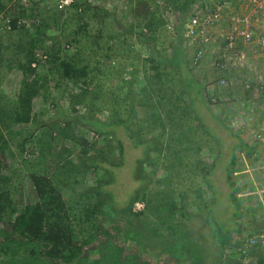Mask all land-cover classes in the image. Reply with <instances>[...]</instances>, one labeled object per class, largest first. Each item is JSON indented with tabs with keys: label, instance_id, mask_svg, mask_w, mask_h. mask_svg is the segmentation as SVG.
<instances>
[{
	"label": "rangeland",
	"instance_id": "1",
	"mask_svg": "<svg viewBox=\"0 0 264 264\" xmlns=\"http://www.w3.org/2000/svg\"><path fill=\"white\" fill-rule=\"evenodd\" d=\"M253 1L195 0L184 14L181 4L187 0H80L78 8L71 7L73 1L60 7L61 0H0V45L5 49V64L0 70L8 72H0V96L17 99L27 82L52 73L51 80L39 87V94L33 98L32 114L37 113L33 123L18 124L23 131L0 123V135L4 134L9 144L2 158L5 168L0 179L6 180L0 184L4 193L0 198H4L6 208L0 215V234L9 235L11 231L9 214L13 205L17 207L14 215H18L25 204L37 199L33 174L49 171L53 175V161L66 163L65 154L57 152L69 147L68 158L75 162V173L85 170L87 175L70 189L64 184V196L69 205H74L72 217L83 204L90 207L86 211L88 222L79 218L84 216L83 211L73 218L79 244L88 240L83 244V255L68 264H264V58L260 47L246 44L241 37L232 49L225 44V34L231 29L230 11L240 16L250 13ZM215 7L228 20L206 28L212 41L198 39L191 43V15ZM11 18H17L22 29H10ZM72 37L76 41H70ZM20 40L26 42L20 46ZM35 40L39 46L32 42ZM30 42L38 47L34 52L40 61L31 77L25 74L26 67H20L31 53ZM174 44L185 49L180 62L174 59ZM62 46L72 57L78 50L79 63L90 64L93 74L86 78L89 84L69 79L63 82L56 70L49 69L50 58L44 50L59 52ZM200 50L204 65L199 69L192 62ZM242 51L246 58L239 60ZM159 54L167 60L158 62ZM184 59L191 62L192 72L202 83L204 93L197 102L180 84L181 75L186 74L180 73L177 65ZM54 63L59 65L56 59ZM97 77L103 81L100 88L94 82ZM63 88L64 96H60ZM74 92L79 94L72 95ZM84 93L89 97L87 103L74 102ZM57 96L55 102L62 106V114H75V106L83 115H89L92 108L106 118L110 112L126 116L135 108L131 127L145 142L153 141L152 155L140 161V170L135 171L132 163L142 155V147L135 149L132 132L121 133L119 127V137L113 135V144L122 138L125 151L131 148L130 155L135 156L128 158L126 166L115 167L117 181L109 187L123 205L131 197H138L135 202L144 201V211L127 217L105 208L109 200L95 196L89 186L104 171H91L83 164L84 149L74 136L52 141L60 130L51 101ZM19 106V102L9 103L5 109L12 113ZM61 123L65 126L66 121ZM86 124H75L77 134L84 130L88 139H96L94 132L87 134L90 127ZM8 128L15 132L10 135ZM201 130L205 140L196 138ZM102 144L95 145L100 148ZM97 148L90 149L88 155L96 153ZM116 154L118 157L121 152ZM186 161L194 164L189 166ZM70 179L73 181V176ZM70 190L71 194L65 193ZM133 217L140 219L131 222ZM159 224L164 227L157 229ZM121 225L127 227L122 231L131 235L130 239L122 238V243L135 246L134 251L117 246L121 243ZM101 228L110 231L101 233ZM2 246L0 264H53L47 256L38 259L40 248L33 243L18 240ZM113 253L116 257L109 258Z\"/></svg>",
	"mask_w": 264,
	"mask_h": 264
},
{
	"label": "trees",
	"instance_id": "2",
	"mask_svg": "<svg viewBox=\"0 0 264 264\" xmlns=\"http://www.w3.org/2000/svg\"><path fill=\"white\" fill-rule=\"evenodd\" d=\"M194 1L195 0H187L186 3L181 4L183 5L181 9L184 14L187 13V11L189 10L188 7L191 6ZM226 1L229 2L230 0H226ZM79 4H80V0H73V4H71L72 5L71 7L78 8ZM227 5L228 4L224 5V8H227ZM215 9H218V8L215 7L213 11ZM46 12L49 13L48 11ZM46 21L47 19H44V22ZM23 26H25V24ZM8 27L10 29L11 28L18 29V27H20V29H22L21 28L22 26L18 25L17 18H11L9 21ZM177 30L180 32V34L182 33L181 26H178ZM41 34H44V32L42 31ZM181 38L183 40V36ZM44 40L45 39H40L42 43H44ZM22 41L23 43L26 42V40L18 41L20 46L22 45ZM70 41H76V38L72 37ZM32 42H34L35 46H37L38 42L36 40ZM32 42H30V44L32 45V48H31V53L29 57L26 59L25 62L20 64V67L22 69L26 67L25 74L30 77H31V72L35 73L36 70H38V65L40 64L39 58L35 56V52H34V48H38V47H34ZM0 43H1V40H0ZM178 43L179 42H177V44ZM177 44L176 45L174 44V48H175L174 59L175 61L180 62L184 56L183 54H184L185 49L184 47L181 49ZM1 46L3 47V44L0 45V66H4L5 60L2 57L5 56V49L4 48L1 49ZM65 47L66 46L64 47L62 46L60 51L58 50L59 52L50 50V48H47L46 50H44V54L47 55V59L50 58V63H49L50 68L49 69L51 71L56 70L59 73L60 78L62 79L63 82L66 81L65 79H69L77 83L80 82L83 85L89 84L90 82L87 81L86 78L88 75L93 74L92 67L90 66V64H87V63H81V62L79 63V61H81V58L80 60L78 59V56H79L78 50L76 51L74 55L75 57H72L71 54L69 55V53L65 51ZM197 49L199 50L198 46H197ZM55 59L59 61L58 63L59 65L57 66L54 63ZM156 59L158 62H163L164 60H167L166 58L162 57L160 54L156 57ZM201 61H202V58L197 56V60L192 62L194 68L200 69L201 67H203L204 64L201 66ZM190 66H191V62L187 61V59L186 60L184 59L183 64L180 65L178 63L177 70H179L180 73L184 71V74H186L184 76L182 74L181 75L182 80H180L181 86L184 87V92L190 93L191 95L190 97L192 98V101L195 100V102H197L198 101L197 97L201 96V94H203L204 91L202 90V83L196 79L194 73L192 72V67ZM154 68L157 69V66L155 64H154ZM0 72L6 74L7 70L1 69ZM156 73L159 74L160 72H156ZM163 74L168 75L165 72ZM51 75L40 74L35 77V79L33 80V83L27 82L16 95L17 99H13V98L10 99L6 97L4 94H2L0 96L2 100L0 104V114H1L0 116H2L0 118L1 119L0 123L2 124L3 122L4 124L9 123V125H14L15 129H18L19 131H23L22 129L23 127L20 128V125L18 124L33 123L35 119L37 118L36 117L37 113L36 115L35 113L34 115L32 114L33 106H34L32 105L33 98L39 94L40 92L39 87H42V88L45 87V84L51 80V77H52ZM156 76L159 77V75H156ZM154 77H155V74L149 76V79H150L149 82H152V78ZM94 82L96 83V85H98L96 86L97 88L102 87V84H103L102 78H99L97 81L95 78ZM66 85H67V82H66ZM49 92H50V89H49ZM63 92H64V88L62 89L60 96L61 95L64 96ZM78 94L79 92L72 93V95H75V96H77ZM58 98L59 96L51 99V101L53 100L52 103H54L53 107L55 109L54 110L55 119L58 120L57 125L60 127L58 136L53 137L52 141L55 140L59 142L62 140L61 138L64 135H66L64 138H66L67 135L68 137L74 136V139H76V141H78V143L82 145L81 150L84 149L85 155L82 157L83 164L91 167L92 168L91 171H94L95 169L97 171L101 169L104 171L101 177H99L98 179L96 178L95 182L90 183L89 186H90V189L92 190V193H94L95 196L97 197L108 199L109 201L104 204V207L109 209L112 213L128 215L127 217H129V215L131 216L135 215L137 212L133 210V204L135 200L138 199V197H131L130 200H128V203L126 205H123L122 204L123 201L120 202V198L116 196V193L114 192L113 187H109L110 185H114V183H116L117 181L116 176L118 174H116L115 172V167L126 166V164H128V158L135 156V155H130L131 148H128V150L125 151L126 144L122 138H119L116 140L118 143L117 145L113 144L114 142L113 140H115L113 135L119 137V132H120V130H118L119 127H121V133H126V131L128 133L132 132V137L135 140L134 141L135 149L142 147V150H141L142 155L138 156L132 163V166L135 171L139 172L140 169L138 170L137 164L140 161L145 159V157L147 158L152 155L150 153V150H151L153 141L152 140L147 141V142H150V144H148L147 146L142 145L147 142L142 140L143 137L142 135H139L137 130L136 131L133 130L134 129L133 126L131 127L135 108L132 107L130 114L126 116L124 115L121 116V114H115V113L110 112V115L105 118L103 116H100L98 114V111H95V110L91 111L92 108H90L89 110V115L88 114L83 115V113L79 111V108H76L74 106L75 105L74 103L73 106H74V109L76 110L75 114L73 115L66 114V113L62 114L63 113L62 106H60L57 102H55L57 101ZM86 98H89V97H87V94L84 93L81 96V98L79 99L75 98L73 100L76 103H82V102L87 103L88 100L86 101ZM204 100L205 98H201V102L203 104H206ZM16 102L20 103L19 109L12 110V113L6 112V109H5L6 105L9 103L14 104ZM62 120L66 121L65 126L61 125ZM141 120L144 121L143 118H141ZM80 121H82V123H87L86 125L90 127L89 130L87 131V134L90 133L91 131L94 132L96 134V139H93V140L88 139L86 137L87 135L84 130H82V134L81 133L77 134L75 124ZM57 125H55L54 128ZM0 127L2 126L0 125ZM43 128H44V131L42 134L45 133V130H46L45 125L43 126ZM13 131L15 132V130L12 128L8 130V132H10V135L14 133ZM32 134L34 135L35 133H32ZM201 134H202V130L200 134L196 132V138L198 139L203 138V140H205L203 135L201 137ZM3 135L2 134L0 135V178L4 177L2 175V172L5 166H4V162L2 158L5 154L6 148L9 145L5 141V138ZM100 138L102 139V141L100 140ZM178 140H180V138H178ZM51 142L49 143V147L52 146L50 145ZM98 142H102L103 143L102 145L104 146L97 148L96 145ZM90 146H94V147H90ZM92 148H97L96 149L97 152L88 155L89 150ZM61 149L65 150L68 154H66V152H61ZM61 149L57 153L60 156H63L65 154L64 159H66L65 160L66 163L60 164L61 162L59 161V163L57 164L56 162L53 161V163L50 165L51 166L50 169L51 168L54 169L53 175L49 174V171H48V173L47 172L35 173L32 176L33 186H34V189H36L37 199L33 202L25 204L19 210L18 215H14V213L17 211L16 205L15 206L13 205L11 207L10 214H9L11 217V219H9V222L11 224V231H9L8 233L9 235L6 234L7 232L0 234V247L2 249L4 248L2 244L8 243V241L20 240L22 244L23 243L24 244L33 243L34 245H37L40 248V254L38 255L39 257L38 259L42 260L43 258L49 257L51 261L53 262V264L55 261H59L61 262V264L72 263L74 260H76L77 258L83 255L84 253L83 244L87 242L88 238L86 240H83V243L79 244L76 238L78 236L75 231L76 227L73 224V218L78 217L80 213L83 211L82 215L84 216H79V218L88 222L89 215L86 211H89L90 206L88 203H85V205L83 204L81 208H77L76 214L73 213L74 216L72 217L71 212H72V208L74 207V205L71 204L72 205L71 206L67 203L68 201L66 197L64 196V191H65V185H67L70 189L73 187L74 184L84 181L87 173L85 172V170H83V172L80 170H77V172L75 173L73 169V167L75 166V162H71L70 158H68V155L70 156L69 154L70 152H68V150L70 151V148L68 147V150L67 148H61ZM116 151L121 152V154L118 156L119 158L117 157V154L115 155ZM186 164L189 166H192L194 163L193 161H190V162L186 161ZM72 176H73V181H71L70 179ZM5 180H6V177L4 179H0V184ZM208 186L209 188H211L209 183H208ZM71 192L72 190H70L69 192H65V193L71 194ZM92 193L90 192V196H92ZM3 194H4L3 191H0L1 197ZM3 199L4 198H0V215H2L1 213L2 209L6 208V204L4 203L2 204V202H4ZM210 207H211V204L209 208ZM139 219L140 218L133 217V218H130L129 220H131V222H134L135 220V222L137 223ZM160 227L162 228L164 227V225L162 226L161 224H159L157 226V229ZM122 228L124 230L127 229V227H125L124 225H121V227L118 228L121 230V243L119 242L117 246L120 249L124 248V249H127L128 251L129 250L134 251L135 246H133V248L132 246L129 247L128 242L126 243L127 244L126 246L123 245L122 238L124 240L127 238L130 239L131 235L127 233L126 231H122ZM115 229H117V227H115ZM170 230L173 233H175L174 229L170 228ZM100 231L101 233H104V232L107 233L110 230L101 228ZM94 235L95 234L93 232L91 234V237ZM3 237H6V239H4ZM172 255L174 258H178L176 255L174 254ZM43 256H47V257H43ZM115 257H116V253L115 254L113 253L112 255L109 256V258L111 259ZM122 257L124 258V254H122Z\"/></svg>",
	"mask_w": 264,
	"mask_h": 264
},
{
	"label": "built area",
	"instance_id": "3",
	"mask_svg": "<svg viewBox=\"0 0 264 264\" xmlns=\"http://www.w3.org/2000/svg\"><path fill=\"white\" fill-rule=\"evenodd\" d=\"M73 0H61L59 6L64 7L66 4L71 3ZM251 12H246L243 15H236L237 13L232 10L231 12V29L228 31L227 44L228 48H234L235 45L239 42V37L246 44H252L260 47V51L263 54L264 58V0H254L252 4ZM202 8V7H200ZM234 13V14H233ZM252 13V14H251ZM235 15V18H233ZM226 20L224 14L221 10L215 9L212 10H200L197 13L192 14L189 22V36L191 37V43H194L198 39H201L202 42L208 43L212 41L213 37L206 28L209 25H217L224 23ZM261 32H258V30ZM216 32V30L214 29ZM219 35V34H218ZM218 39H220L218 37ZM241 42V41H240ZM198 57H202L203 52L200 50L198 52ZM239 60L245 59V52L238 54ZM134 211H143L146 209V203L144 201H136L133 206Z\"/></svg>",
	"mask_w": 264,
	"mask_h": 264
},
{
	"label": "clouds",
	"instance_id": "4",
	"mask_svg": "<svg viewBox=\"0 0 264 264\" xmlns=\"http://www.w3.org/2000/svg\"><path fill=\"white\" fill-rule=\"evenodd\" d=\"M133 206H134V204H133ZM134 210V209H133ZM144 211V210H143ZM135 212H139V211H135Z\"/></svg>",
	"mask_w": 264,
	"mask_h": 264
}]
</instances>
